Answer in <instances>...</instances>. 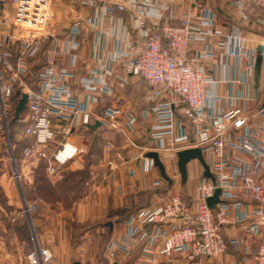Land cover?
Masks as SVG:
<instances>
[{"label":"built area","instance_id":"2783aa9c","mask_svg":"<svg viewBox=\"0 0 264 264\" xmlns=\"http://www.w3.org/2000/svg\"><path fill=\"white\" fill-rule=\"evenodd\" d=\"M78 1L94 7V13L85 19L95 36L92 67L76 76L71 68L55 63L56 55L68 54L70 67L76 66L82 33V22L77 19L65 37L53 40L32 84L28 81L31 61L38 56L42 40L49 35L51 0H0L12 8L10 15H0V26L13 30H0V110L6 117L8 98L15 87L21 96L26 95L22 136L32 141L24 149V156L45 158L48 175L61 179L62 167L79 155L81 149L63 140L49 156L42 151L55 137L52 117L69 120L62 127L65 135L70 134L73 126H87L91 123L89 103L97 102L101 95L114 94L111 80L123 87L128 82L127 74L139 75L147 84V104L139 114L153 118L149 133L154 142L153 151L164 166L166 160L173 159V169L178 170L177 152L198 147L213 178L200 176L191 198L174 193L163 204L144 206L129 214L124 231L108 242V255L115 257L117 252L129 255L133 249L140 248L147 254L157 250L170 256L180 251L189 259L213 258L228 247L221 226L232 219L241 223L249 235H264L263 80L256 76L259 51L242 27L232 24L223 28L215 24L214 13L205 8L201 15L185 14L173 25L170 0ZM249 3L262 12L255 22L264 25V0H249ZM235 4L240 17L248 20L245 2L238 0ZM116 10L127 12L132 29L143 41L141 44L135 43L128 33L121 34L122 20L113 15ZM112 23H118L117 29L109 26ZM107 34L114 37L111 50L100 44L101 37ZM225 58L236 60V77L226 76ZM214 59L221 68L218 77L207 73L205 68V63ZM73 78L85 93L83 100L72 87ZM235 82L246 91L230 88L223 95L219 93L220 84L230 87ZM240 101L241 107L237 105ZM246 101L259 104L246 108ZM122 113L120 107L107 105L98 123L116 129L117 118ZM136 121V115H128L129 131L134 129ZM141 160L144 172L157 168L153 158L146 154ZM107 166L102 176L114 181L111 164ZM216 189L219 194L212 205L207 198ZM247 204L251 208L243 210L242 206ZM23 207L25 213L36 208L34 203L25 201ZM231 209L237 212L232 217ZM252 258L254 264H264V244L259 245ZM26 261L51 264L53 254L35 242Z\"/></svg>","mask_w":264,"mask_h":264},{"label":"crops","instance_id":"0c3cea01","mask_svg":"<svg viewBox=\"0 0 264 264\" xmlns=\"http://www.w3.org/2000/svg\"><path fill=\"white\" fill-rule=\"evenodd\" d=\"M173 6V19L171 24L177 25L180 19L185 14L198 16L202 14L203 9H209L214 13L215 24L223 28H227L232 24L240 25L247 35L248 26H254L257 17L262 16V12L256 13L249 10L252 6L249 0H241L245 2L248 20H243L236 7L238 0H170ZM11 6L8 3L0 2V15L11 14ZM258 10V9H257ZM94 13V7L84 6L78 0H51L49 21V35L42 40V48L38 56L31 61L30 73L28 81L33 84L36 78L37 69L44 63V57L48 49L52 47L55 38H63L67 34L69 26L75 20H81L82 33L80 36L81 46L79 49L80 57L75 67H70V59L68 54L55 56L56 65L71 68L76 76L86 73L93 65L91 59V49L94 42V32L91 27L85 22L88 16ZM115 19L121 18L122 23L119 26L121 34L128 33L135 43L141 44L143 41L137 33L132 29L131 21L128 18L127 12L114 11ZM118 23H112L117 29ZM108 27L107 24H105ZM0 30L13 31L10 27L0 26ZM113 35H103L101 37V45L106 50H111L113 47ZM188 56H193V50L189 51ZM226 76L236 77L238 74L235 67L236 60L225 58ZM260 67V66H259ZM207 73L218 77L221 74V68L214 59L205 63ZM122 73V70H121ZM262 65L259 70L256 69L257 79L262 80ZM128 82L123 87L119 86L118 81L111 80L115 88L113 95H101L97 102L89 103L88 109L91 113V122L95 128H90L89 125L73 126L70 134L65 135L62 127L69 123L67 119H59L52 117L53 130L55 137L52 144L43 149L44 153L49 156L58 146L59 142L66 140L81 149V153L73 160L66 163L62 170H76L83 168L85 164V155L92 140V135L100 134V152L96 160L90 166V177L88 179V187L83 194L81 200L75 202L70 208H64L61 202L55 204L45 201L42 198L35 197L26 201L34 203L35 213L32 216V224L36 230V241L44 247L51 250L53 254V264H66L69 258H73L74 264H254L252 255L257 250L259 245L264 244V235H249L242 224L234 222L233 219L221 226V232L228 243L225 252L213 258H198L189 259L184 252L176 251L170 256H166L154 250L147 254L140 248L133 249L129 255H123L119 252L115 257H110L107 251L109 241L116 240L124 231V219H118L117 215H112L111 212L117 209H124L132 206L137 202L138 193L153 187H163L169 185L167 192H155L146 206H155L163 204L170 195L176 193L173 189L176 185V179L173 177V159L166 160L165 167L169 180L164 179L158 168L152 169L146 173L142 168L141 156L149 151H153L154 142L150 138V126L153 123V118L142 117L140 110L147 104L145 101V93L147 84L144 79L135 74L126 75ZM72 87L76 91L78 97L83 100L85 93L77 84L76 78H73ZM234 91H246V88L240 83H233L229 87L227 84H220L218 91L221 95L227 93L229 89ZM224 105V103L222 102ZM246 108H252L259 104L258 101L244 102ZM107 105L118 106L123 113L117 118L118 128H106L98 123L99 116L103 108ZM239 107L243 105L240 101L237 103ZM26 110L24 112V115ZM23 115V116H24ZM128 115H136L137 121L134 129L129 131L127 127ZM23 122L15 129L14 140H29L32 138L22 136ZM188 129V125H187ZM19 131H21L19 133ZM124 133H127L125 136ZM109 145V147H107ZM98 158V160H97ZM0 159L3 160L1 157ZM42 159V158H41ZM33 157H22L19 161L18 186L23 193V186L30 187L34 181V169L41 160ZM196 164H190L187 171V179L181 180L183 186L189 185L190 178L199 179L203 175V167L196 160ZM189 163V162H188ZM108 164H111L112 172L115 180L109 181L102 176V172L108 169ZM168 164V165H166ZM193 166L194 170L190 169ZM199 169H198V167ZM132 172H129L131 171ZM52 183L59 179L48 175ZM181 178V177H180ZM194 180L192 182H194ZM55 181V182H53ZM155 181L159 183L154 184ZM194 189V188H193ZM195 190L191 194H194ZM25 201V199H24ZM215 201H211L214 205ZM251 205H243L242 209H250ZM237 212L230 210L229 216L232 217ZM31 218V217H30ZM88 223L90 229H86L74 243L71 242L72 235L66 232V224L68 222ZM110 235H102L104 224H110ZM6 236H9L7 238ZM11 242L12 250L19 253V250L24 249L18 242L16 235H0V250L2 248V239ZM107 243H103L104 240ZM235 241V242H234ZM25 250V249H24ZM1 254V253H0ZM0 264H4L1 261Z\"/></svg>","mask_w":264,"mask_h":264},{"label":"trees","instance_id":"16d2710c","mask_svg":"<svg viewBox=\"0 0 264 264\" xmlns=\"http://www.w3.org/2000/svg\"><path fill=\"white\" fill-rule=\"evenodd\" d=\"M259 70V69H258ZM21 93L18 91V88L15 87L11 96L8 98V107L6 110V119L9 128L10 140L13 158L19 171V161L24 157V149L30 145L29 140L15 141L14 134L15 129L20 125L21 118L24 115L25 108L20 110L17 108V105L20 101ZM184 120L186 118L184 117ZM90 128H95L94 123L89 124ZM100 134L92 135V140L90 142L89 148L85 155V164L83 168L76 170H68L63 174V177L52 183L45 172L47 160L42 158L38 166L34 169V181L30 187L23 186V195L25 201L33 199L35 197L42 198L45 201L55 203L57 201L63 203L66 208H70L76 200L80 199L83 194L86 192V182L90 177V166L96 160V157L100 152ZM1 158V155H0ZM2 159H0V175L2 172ZM169 185L163 187H153L145 191L138 193L137 202L132 206L124 209H117L116 211L111 212L110 216L117 215L118 219H126L129 214L138 210L141 207L146 206L149 203L151 196L155 192H167ZM5 193L3 188L0 185V208L5 202ZM7 201V200H6ZM6 206V205H3ZM1 210V209H0ZM35 210H31L30 217L32 219ZM21 212V209L19 210ZM1 214V213H0ZM0 221L3 222L8 233L17 236L18 242L25 249L29 251L33 247L32 237L29 233L28 226L26 223V218L24 215L15 216L12 212H9V217L1 215ZM110 224H104V232L102 235H110ZM77 226L80 228L90 229L91 225L88 223H77ZM84 229V230H85ZM82 234V231L78 235H72L71 242L74 243L76 238ZM107 239L103 243H107Z\"/></svg>","mask_w":264,"mask_h":264},{"label":"rangeland","instance_id":"374dc122","mask_svg":"<svg viewBox=\"0 0 264 264\" xmlns=\"http://www.w3.org/2000/svg\"><path fill=\"white\" fill-rule=\"evenodd\" d=\"M212 1V0H209ZM214 2L217 0H213ZM248 9L255 11L256 13H260V10H257L256 8L249 6ZM247 28V34H248V38L251 41V44L257 48L258 52V56H257V70L260 69L261 65H262V75H263V71H264V25L259 24V23H255L254 26H248ZM260 66V67H259ZM262 80H263V76H262ZM7 126V127H6ZM23 128V127H22ZM23 130V129H21ZM21 131H19L20 133ZM7 134H9V128H8V123H7V119L6 117L4 118L1 110H0V155L3 158L2 160V172L0 175V185L4 190L5 193V202L3 206L0 208V216L4 215L9 217V212H12V214H14L15 216L18 215H24V217L26 218V223L28 226V230L29 233L32 237V242L33 245L36 241V230L32 224V221L27 220L26 217V213L24 211V207H23V201H24V195L22 193V191L20 190V187L18 186V182L19 179L18 177L16 178V171H17V167L14 161V158L12 159L11 157V153H12V147H11V140H10V134H9V139L7 138ZM13 155V153H12ZM98 160V158H97ZM40 162V161H39ZM38 162V164H39ZM37 164V166H38ZM190 164L195 165L196 161L195 159H192L191 161H189V163H187V171H189V167ZM168 165V164H166ZM36 166V167H37ZM35 167V168H36ZM198 167V166H197ZM192 169V171L194 170L193 166L190 168ZM199 169V167H198ZM68 170H63V173H65ZM46 175H47V171L45 169ZM173 172V177L176 179V185L175 188L173 189V192L175 191L176 193L181 194L183 197L186 198H191V196L195 195L194 194H189L192 193L193 190H195V186H196V179L194 180V177L190 178L189 180V185L187 187L183 186V183H181V178L179 175L178 170H171L170 169V173ZM48 177V176H47ZM49 179V177H48ZM50 180V179H49ZM194 180V182H192ZM51 181V180H50ZM55 182V181H53ZM88 180L86 182V190L88 187ZM194 188V189H193ZM195 192V191H194ZM218 194H219V189H216L214 191V195L212 197L207 198V202L211 203V201H215L218 198ZM83 197V196H82ZM81 197V198H82ZM78 199L75 202L81 200ZM7 200V201H6ZM26 202V201H25ZM52 203V202H51ZM55 204V203H52ZM61 205L65 207V205L63 203H61ZM73 206V205H72ZM21 209V212H19V210ZM30 216V213H29ZM31 220V218H30ZM79 223V222H78ZM63 225H66V232L69 235H78L80 233V231H84V228H80L79 226H77V222L73 221V222H68V223H64ZM86 230V229H85ZM105 230V229H104ZM103 230V231H104ZM0 235H13L11 233H8L3 222L0 221ZM7 238H9V236H6ZM2 248L3 250H0V257H1V261L4 264H27L26 261V256L27 253L30 251H25L24 249L19 250V253H16L12 250V246H11V242L9 241V239L6 241L4 238L2 239ZM53 264V263H51ZM66 264H74L73 262V258H69V260L66 262Z\"/></svg>","mask_w":264,"mask_h":264},{"label":"water","instance_id":"95a60500","mask_svg":"<svg viewBox=\"0 0 264 264\" xmlns=\"http://www.w3.org/2000/svg\"><path fill=\"white\" fill-rule=\"evenodd\" d=\"M262 88H263V94H264V71H263ZM25 101H26V95L22 94L20 101L17 105V108L20 110L24 109L25 108ZM7 138L9 139V134H7ZM146 156L153 158L154 163H155L156 167L158 168L161 176L164 179L169 180V177L165 171V166L161 162L158 153L156 151H149L146 153ZM11 157L13 159L12 153H11ZM192 159L198 160L199 163L202 165V167L204 169L203 170L204 176L209 177L211 179L213 178V175L210 173L209 167L203 158L201 150L198 147H189V148L181 149L177 152V169L179 171V174H180L182 181H185L187 179V163L189 161H191ZM26 217L30 223L31 220H30L29 213H26Z\"/></svg>","mask_w":264,"mask_h":264}]
</instances>
